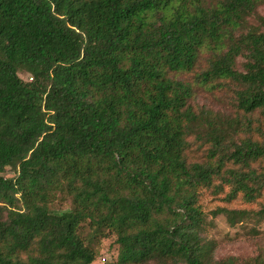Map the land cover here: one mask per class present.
I'll use <instances>...</instances> for the list:
<instances>
[{
    "label": "trees",
    "instance_id": "1",
    "mask_svg": "<svg viewBox=\"0 0 264 264\" xmlns=\"http://www.w3.org/2000/svg\"><path fill=\"white\" fill-rule=\"evenodd\" d=\"M263 6L0 0V264H93L109 235L99 264H264L215 259L202 209L264 221Z\"/></svg>",
    "mask_w": 264,
    "mask_h": 264
},
{
    "label": "rangeland",
    "instance_id": "2",
    "mask_svg": "<svg viewBox=\"0 0 264 264\" xmlns=\"http://www.w3.org/2000/svg\"><path fill=\"white\" fill-rule=\"evenodd\" d=\"M259 13L264 16V6L259 9ZM23 80H28V76L19 74ZM197 102L200 105L214 108L217 103L214 99L206 95H199ZM6 170L4 176L7 178L13 177V172ZM217 207H226L227 209L238 210L242 206L237 202L233 204H225L220 201V198L206 197L202 201V209L206 215V220L211 223L206 234V238L211 240L214 244V256L215 259H224L226 257L248 258L256 255L260 246H264V221L256 224L254 222H236L231 226L227 218L223 215L213 216L211 212ZM70 208L68 201L60 202L56 201L52 206L53 212H66ZM256 228L260 235L256 237L251 233V229ZM117 246L114 244V236L109 235L106 238L101 239L99 242L98 254L93 264L102 263L103 259L107 262H112L117 256Z\"/></svg>",
    "mask_w": 264,
    "mask_h": 264
}]
</instances>
